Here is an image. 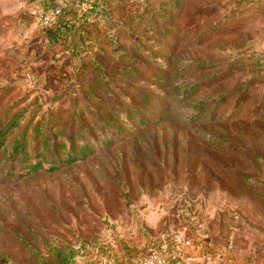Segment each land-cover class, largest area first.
I'll return each mask as SVG.
<instances>
[{
  "label": "rangeland",
  "instance_id": "rangeland-1",
  "mask_svg": "<svg viewBox=\"0 0 264 264\" xmlns=\"http://www.w3.org/2000/svg\"><path fill=\"white\" fill-rule=\"evenodd\" d=\"M83 1L54 36L53 0H0V264L194 233L264 264V0Z\"/></svg>",
  "mask_w": 264,
  "mask_h": 264
},
{
  "label": "built area",
  "instance_id": "built-area-1",
  "mask_svg": "<svg viewBox=\"0 0 264 264\" xmlns=\"http://www.w3.org/2000/svg\"><path fill=\"white\" fill-rule=\"evenodd\" d=\"M84 7L90 8L91 6L88 3ZM60 12V7L53 8L43 16V19L55 22ZM232 249L233 244L230 243L225 251L227 255ZM204 261H209L210 264H222V256L207 240L206 233H194L185 240L164 238L149 241L138 264H202ZM114 264L124 263L120 261Z\"/></svg>",
  "mask_w": 264,
  "mask_h": 264
},
{
  "label": "trees",
  "instance_id": "trees-1",
  "mask_svg": "<svg viewBox=\"0 0 264 264\" xmlns=\"http://www.w3.org/2000/svg\"><path fill=\"white\" fill-rule=\"evenodd\" d=\"M68 3V2H67ZM75 3V1H74ZM90 4V8L88 10L85 11L84 14H82V17L84 18V21L90 20L93 15L95 13H97L100 8L101 5L98 3V1H91ZM69 4H65L63 6L60 7V16L58 17L57 21L55 22L54 25L50 26L47 30L49 35H54V36H62L60 35V30H65L66 28L70 31H73L76 27L75 24L71 21L72 18H67L70 15V12H72L73 9H75V7H68ZM59 7V4L56 2H52L48 8L49 9H53ZM73 33H76V31L74 30ZM127 71V74H131L134 73V71L128 69V70H124ZM20 125L19 123V119H16V117H14L13 119H11L7 124H5L3 127L0 128V148L5 146L7 139H9L10 135L13 133V131L18 128ZM23 137L21 139V142H17V147L15 148V151H18L20 149V147H24L26 145V133H22ZM23 140V142H22ZM20 145V146H19ZM84 151L87 150L86 146H83ZM83 151V152H84ZM83 158H86V155L82 156ZM35 167V166H33Z\"/></svg>",
  "mask_w": 264,
  "mask_h": 264
},
{
  "label": "crops",
  "instance_id": "crops-1",
  "mask_svg": "<svg viewBox=\"0 0 264 264\" xmlns=\"http://www.w3.org/2000/svg\"><path fill=\"white\" fill-rule=\"evenodd\" d=\"M52 0H50L51 2ZM64 1V0H63ZM63 1L61 0H53V2H56V3H62V4H69L68 7L72 8V7H75V6H80L82 7L83 6V9L86 10L87 8L84 7V5H87L89 2L87 1H83V0H66V2L64 3ZM75 1V3H74ZM68 2V3H67ZM90 5V4H89ZM216 251L218 252V254H220L222 256V264H237L235 260H233V257L231 255L230 252L229 255H227V253L225 252L226 250L222 247H215ZM202 264H210L209 261H204L202 262Z\"/></svg>",
  "mask_w": 264,
  "mask_h": 264
}]
</instances>
